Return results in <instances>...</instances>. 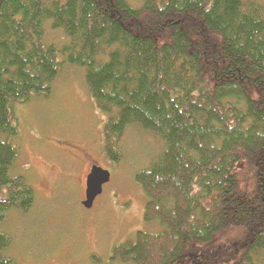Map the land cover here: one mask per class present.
I'll return each mask as SVG.
<instances>
[{"label": "trees", "instance_id": "1", "mask_svg": "<svg viewBox=\"0 0 264 264\" xmlns=\"http://www.w3.org/2000/svg\"><path fill=\"white\" fill-rule=\"evenodd\" d=\"M67 42L47 43L46 28ZM63 60H60V56ZM63 64L84 69L119 163L134 125L164 143L135 173L138 230L107 264H258L264 251V5L258 0H0V222L29 212L12 175L15 106L49 97ZM238 231L236 242H217ZM12 240L0 234V264ZM96 263L100 258L93 256Z\"/></svg>", "mask_w": 264, "mask_h": 264}, {"label": "rangeland", "instance_id": "2", "mask_svg": "<svg viewBox=\"0 0 264 264\" xmlns=\"http://www.w3.org/2000/svg\"><path fill=\"white\" fill-rule=\"evenodd\" d=\"M131 1L139 5L142 0ZM46 33L47 43L67 42L51 23ZM53 87L49 97L15 106L19 135L14 143L20 155L12 175H24L37 197L29 212L13 208L0 222V234L12 240L5 254L16 264H107L115 245L138 230L159 228L144 220L146 196L134 176L162 152L164 143L131 125L123 136L121 161H110L103 139L107 117L90 95L84 69L63 64ZM92 165L111 171V177L88 209L82 202ZM238 234L230 231L217 242L226 239L232 245ZM257 261L264 264V251Z\"/></svg>", "mask_w": 264, "mask_h": 264}, {"label": "water", "instance_id": "3", "mask_svg": "<svg viewBox=\"0 0 264 264\" xmlns=\"http://www.w3.org/2000/svg\"><path fill=\"white\" fill-rule=\"evenodd\" d=\"M111 171L100 165H93L86 179V199L82 202L86 208L94 205L96 198L102 194L103 187L109 182Z\"/></svg>", "mask_w": 264, "mask_h": 264}, {"label": "flooded vegetation", "instance_id": "4", "mask_svg": "<svg viewBox=\"0 0 264 264\" xmlns=\"http://www.w3.org/2000/svg\"><path fill=\"white\" fill-rule=\"evenodd\" d=\"M93 166V165H92Z\"/></svg>", "mask_w": 264, "mask_h": 264}]
</instances>
